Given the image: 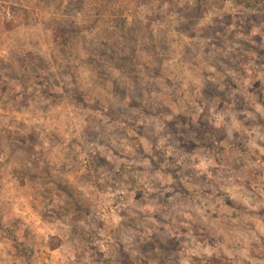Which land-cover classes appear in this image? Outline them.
I'll return each instance as SVG.
<instances>
[{"label":"rangeland","instance_id":"obj_1","mask_svg":"<svg viewBox=\"0 0 264 264\" xmlns=\"http://www.w3.org/2000/svg\"><path fill=\"white\" fill-rule=\"evenodd\" d=\"M0 264H264V0H0Z\"/></svg>","mask_w":264,"mask_h":264},{"label":"built area","instance_id":"obj_2","mask_svg":"<svg viewBox=\"0 0 264 264\" xmlns=\"http://www.w3.org/2000/svg\"><path fill=\"white\" fill-rule=\"evenodd\" d=\"M180 160H181V161L183 160V156L180 158ZM179 164H180V162H179Z\"/></svg>","mask_w":264,"mask_h":264}]
</instances>
